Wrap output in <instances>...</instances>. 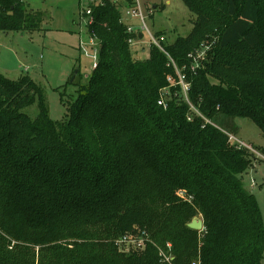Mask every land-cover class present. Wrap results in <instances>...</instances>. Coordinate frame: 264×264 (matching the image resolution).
Instances as JSON below:
<instances>
[{"label": "trees", "instance_id": "trees-1", "mask_svg": "<svg viewBox=\"0 0 264 264\" xmlns=\"http://www.w3.org/2000/svg\"><path fill=\"white\" fill-rule=\"evenodd\" d=\"M182 1L192 27L163 45L189 103L161 50L134 56L111 2L92 7L97 65L71 81L61 119L29 74L0 73V264H169L158 253L167 241L172 264H264L262 212L243 182L257 157L228 135L234 117L264 135V0ZM42 20L22 0H0V31L34 32ZM202 44L193 72L188 53ZM34 103L32 118L23 108ZM195 215L200 231L187 226ZM140 231L144 250H117L115 238Z\"/></svg>", "mask_w": 264, "mask_h": 264}, {"label": "rangeland", "instance_id": "rangeland-1", "mask_svg": "<svg viewBox=\"0 0 264 264\" xmlns=\"http://www.w3.org/2000/svg\"><path fill=\"white\" fill-rule=\"evenodd\" d=\"M22 1L42 13V29L34 32L0 31V73L9 78H17L21 73H27L34 78L44 87L50 117L58 120L66 112V103L76 94V83H85L92 72V59L82 52L81 45L88 41L89 36L85 27L87 19L82 18L80 12L87 7L89 1ZM139 2L148 28L155 31L158 27H164L166 40L172 41L177 35H186L190 31L191 19L195 16L182 0H139ZM132 22L134 26H140L137 19H132ZM84 50L89 54L92 53L90 47H84ZM132 51L134 56L140 59L148 56L146 33L140 45H133ZM74 70H77L78 74L77 72L74 74ZM72 76L76 83H71ZM63 84L66 86H61ZM61 91L64 92V103L60 100ZM23 111L34 118L37 114L35 103L23 108ZM230 121L234 126L230 134L252 144L257 150L264 149V135L254 122L245 117H234ZM216 122L220 124L218 119ZM257 164L259 170L254 173L253 168H256ZM263 176L264 159L256 158L251 168L243 174V182L245 187L255 194L264 223ZM251 179L255 182L253 187L250 186ZM200 230L201 228L198 229ZM13 244L14 242L11 241L9 247ZM116 248L121 253L128 252L124 248ZM162 249L164 250L163 247H158V253ZM168 253L173 255L171 250Z\"/></svg>", "mask_w": 264, "mask_h": 264}, {"label": "built area", "instance_id": "built-area-1", "mask_svg": "<svg viewBox=\"0 0 264 264\" xmlns=\"http://www.w3.org/2000/svg\"><path fill=\"white\" fill-rule=\"evenodd\" d=\"M89 3L87 4L86 8H83L81 10V17L86 18V29L92 25L95 21V18L93 16L92 7L93 6H101L104 5L106 2H111L121 8L122 18L124 22H126V32L130 34V36L127 38V42L129 46L132 48L133 45L136 44L140 45L141 41L144 38V33H146L147 37V43L148 46H156L159 50H161L168 58V64L172 65L177 80L174 79L172 76H168L167 80L169 81L170 85H179V94L189 103L188 97H187V90L189 83L186 80V74L182 71V68L177 67L176 63L172 59V57L168 54L166 49L164 48L163 41L165 40L163 35H156L155 31H151L146 22H145V16L142 12V7L139 2V0H88ZM132 19H137L140 23V26H134ZM88 32V41L81 43L82 45V52L87 54L91 59V67L92 69L96 67L97 61H98V54H99V40L98 38L92 33L91 31ZM140 35V36H139ZM84 47H90L91 54L87 53L84 50ZM202 47V48H201ZM200 48L197 50H194L190 53H188V58L190 59V69L194 72L195 69L199 66H201L206 57V51L209 48L208 44H202ZM144 47H142L143 49ZM170 85H168L166 88H163L161 90L160 98L157 100L158 104L165 105V98L170 94ZM230 142L240 148H246L248 151L253 153L255 157L264 159V155L261 154L254 146L250 143H246L241 141L240 139L236 138L232 134H228ZM250 186L253 187L255 185V182L253 179L250 181ZM181 196L183 194L179 192ZM185 199H187L185 197ZM202 228V227H201ZM149 241V236L146 231H140L137 233H126L118 236L114 239V243L119 248H124L127 251H142L145 249V246L147 242ZM14 242V241H12ZM167 250H160L159 255L161 257L162 261H165L169 264H172L173 256L169 254V250H171L170 243L166 244ZM193 264V263H192Z\"/></svg>", "mask_w": 264, "mask_h": 264}, {"label": "water", "instance_id": "water-1", "mask_svg": "<svg viewBox=\"0 0 264 264\" xmlns=\"http://www.w3.org/2000/svg\"><path fill=\"white\" fill-rule=\"evenodd\" d=\"M164 29H165L164 27H158L156 30L157 31H163ZM76 72H77V70H74V74ZM73 76H72V79H73ZM187 226L192 228V229H195V230L200 229L202 227V219H201V217H198V216L192 217L191 221L187 223Z\"/></svg>", "mask_w": 264, "mask_h": 264}, {"label": "crops", "instance_id": "crops-1", "mask_svg": "<svg viewBox=\"0 0 264 264\" xmlns=\"http://www.w3.org/2000/svg\"><path fill=\"white\" fill-rule=\"evenodd\" d=\"M23 2H24V1H23ZM24 3H25V2H24ZM25 5L27 6L28 9H32L31 7H29V4H26V3H25ZM32 10H34V9H32ZM40 29H42V28L40 27ZM40 29H39V30H40ZM258 165H259V164L256 165V168H253V172H254V173H257V172H258V170H259Z\"/></svg>", "mask_w": 264, "mask_h": 264}]
</instances>
